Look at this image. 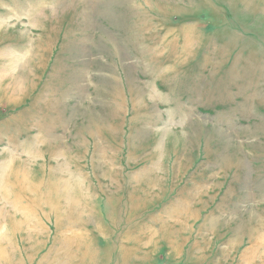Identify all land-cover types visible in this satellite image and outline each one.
<instances>
[{
    "label": "rangeland",
    "instance_id": "1",
    "mask_svg": "<svg viewBox=\"0 0 264 264\" xmlns=\"http://www.w3.org/2000/svg\"><path fill=\"white\" fill-rule=\"evenodd\" d=\"M0 264H264V5L0 0Z\"/></svg>",
    "mask_w": 264,
    "mask_h": 264
},
{
    "label": "bare ground",
    "instance_id": "2",
    "mask_svg": "<svg viewBox=\"0 0 264 264\" xmlns=\"http://www.w3.org/2000/svg\"><path fill=\"white\" fill-rule=\"evenodd\" d=\"M245 3H246V1H245ZM253 4V3H255L256 4V6L257 5H260V4H263L264 5V0H247V4ZM71 258H72V256H71ZM71 258H70V262H72V260H71Z\"/></svg>",
    "mask_w": 264,
    "mask_h": 264
}]
</instances>
